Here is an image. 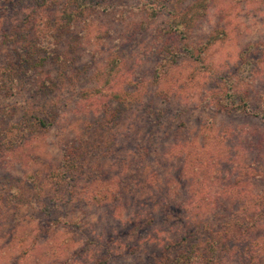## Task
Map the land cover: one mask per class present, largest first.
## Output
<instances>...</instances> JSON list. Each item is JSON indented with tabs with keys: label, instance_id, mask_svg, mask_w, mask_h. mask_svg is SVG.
<instances>
[{
	"label": "rangeland",
	"instance_id": "1",
	"mask_svg": "<svg viewBox=\"0 0 264 264\" xmlns=\"http://www.w3.org/2000/svg\"><path fill=\"white\" fill-rule=\"evenodd\" d=\"M150 2L0 0V264H264V0Z\"/></svg>",
	"mask_w": 264,
	"mask_h": 264
},
{
	"label": "trees",
	"instance_id": "2",
	"mask_svg": "<svg viewBox=\"0 0 264 264\" xmlns=\"http://www.w3.org/2000/svg\"><path fill=\"white\" fill-rule=\"evenodd\" d=\"M10 1L11 0H7V2H10ZM54 1H60L62 3L64 2L66 5L68 4L72 7L70 11H68L67 8L66 10L64 9V11H62V16L64 17V19L67 20V22H71L73 18H75L76 16L74 12L76 13L82 12V11L77 12L75 11L74 8L77 9V8L84 7L87 5L97 8L98 7L97 3H99L100 0H36V4L39 8H42L47 4V2L51 3ZM151 1L152 2H150L148 8H150L152 11L155 10L153 9V4L154 6H159L158 4L160 2H163V4H161L160 6V7H163L165 3L167 4L168 2L171 1V4H170L171 9L169 10L171 17H170L168 31H167L170 35L182 34L184 31L183 26H189V22H191V20L194 19L195 15L197 16V11L194 12L196 5L187 6L186 0H151ZM174 55L178 56V54L173 53L167 59L164 58L165 59L164 62L160 63V67H159L160 72L158 74L159 77L162 74H165V72L168 71L169 67L175 63V61L172 59ZM196 57L197 55L195 56L194 60L197 61L198 59ZM242 105L243 107H241L240 105H237L235 106L234 109H229V110L234 111V112L239 111V112L245 113L247 110V102L243 101ZM156 114H158V111L155 112V110H152L149 116L152 117L155 121H157ZM42 126L46 127L48 126V124L42 123ZM214 158L215 157H211V161H210L212 168H215L216 166V161ZM217 171H218V167L215 172ZM60 172L61 174L60 173L58 174L62 175V177L55 179L56 182L54 183V185L49 184L50 185L48 188L49 190L47 191V193L43 195V199H46L44 200V204L48 200L47 208H49V204L50 205L53 204L54 200L52 198H54L56 194H61V192L64 193V191L66 190L64 187L66 183V177L70 178L69 176H74L76 174L75 167L73 165L71 166L66 165L65 167L62 166ZM217 173H220V172H217ZM53 186H56V187L53 189ZM67 194H69L70 196V193H67ZM50 208H52V206H50ZM192 224L193 223L187 225V222H186L182 237L177 243L172 244V245H175L177 249L183 250L181 257H178L176 259L173 258L171 262L167 263V257L164 255L165 254L164 252L162 254L153 253L148 256L147 263L148 264H193V261H195L196 259L204 260V254L202 252L203 250L202 248H201L202 251L199 250L200 243L197 237L198 233L203 231L202 225L198 223L193 226ZM168 246L169 245L165 247V250L167 249Z\"/></svg>",
	"mask_w": 264,
	"mask_h": 264
}]
</instances>
